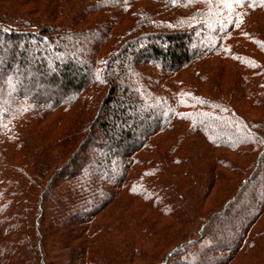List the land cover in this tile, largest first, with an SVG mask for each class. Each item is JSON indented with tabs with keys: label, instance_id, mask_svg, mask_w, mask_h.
Segmentation results:
<instances>
[{
	"label": "trees",
	"instance_id": "16d2710c",
	"mask_svg": "<svg viewBox=\"0 0 264 264\" xmlns=\"http://www.w3.org/2000/svg\"><path fill=\"white\" fill-rule=\"evenodd\" d=\"M0 264H264V0H0Z\"/></svg>",
	"mask_w": 264,
	"mask_h": 264
},
{
	"label": "rangeland",
	"instance_id": "374dc122",
	"mask_svg": "<svg viewBox=\"0 0 264 264\" xmlns=\"http://www.w3.org/2000/svg\"><path fill=\"white\" fill-rule=\"evenodd\" d=\"M182 76H184V75H182ZM231 158H233V156H231ZM219 185L221 186L222 184H221V182L219 183ZM215 195L217 196V194L215 193ZM223 233V232H222Z\"/></svg>",
	"mask_w": 264,
	"mask_h": 264
}]
</instances>
